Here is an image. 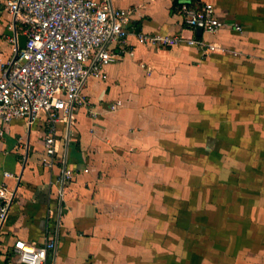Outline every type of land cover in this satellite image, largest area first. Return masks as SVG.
<instances>
[{"label": "crops", "instance_id": "0c3cea01", "mask_svg": "<svg viewBox=\"0 0 264 264\" xmlns=\"http://www.w3.org/2000/svg\"><path fill=\"white\" fill-rule=\"evenodd\" d=\"M189 1L211 5L226 26L198 36L178 0H110L133 11L128 47L106 80H88L89 107L56 124L63 162L44 163L45 115L11 124L0 140V189L11 199L0 264H19V240L54 241L46 264H264V0ZM13 23L0 0L4 62ZM139 33L226 52L147 47ZM65 168L74 176L62 185Z\"/></svg>", "mask_w": 264, "mask_h": 264}, {"label": "built area", "instance_id": "2783aa9c", "mask_svg": "<svg viewBox=\"0 0 264 264\" xmlns=\"http://www.w3.org/2000/svg\"><path fill=\"white\" fill-rule=\"evenodd\" d=\"M7 9L17 29L11 38L13 56L0 60V140L16 120L34 124L42 115L50 123L45 137V165L58 162L59 146L55 138L58 122L68 123L75 109L90 102L82 90L91 78L107 79L105 67L117 61L128 47L131 10L115 9L110 0H7ZM178 12L186 28L197 33L216 34L226 26L211 5L195 6L189 0H178ZM233 28L242 32L239 24ZM19 35L27 38L19 48ZM147 47L169 48L186 43L199 46L205 53L226 52L219 45L181 35H148L139 33ZM115 47L118 53L111 51ZM122 105L116 102L110 112ZM97 113H94L96 115ZM7 176H11L6 173ZM72 170L64 169L60 182L72 179ZM0 189V227L8 218L11 199ZM48 240L43 246L19 240L13 249V260L19 264H46L48 253L55 249Z\"/></svg>", "mask_w": 264, "mask_h": 264}, {"label": "water", "instance_id": "95a60500", "mask_svg": "<svg viewBox=\"0 0 264 264\" xmlns=\"http://www.w3.org/2000/svg\"><path fill=\"white\" fill-rule=\"evenodd\" d=\"M202 33H203L202 29H199V30L197 31V35H198V36H201ZM26 42H27V38H26V36H24V35H19V48H20V49H24V48H25V46H26Z\"/></svg>", "mask_w": 264, "mask_h": 264}]
</instances>
